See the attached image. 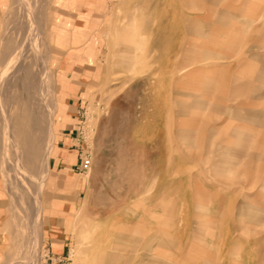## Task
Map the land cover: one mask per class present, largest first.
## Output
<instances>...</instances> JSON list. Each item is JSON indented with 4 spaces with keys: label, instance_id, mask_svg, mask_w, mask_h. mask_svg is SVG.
Segmentation results:
<instances>
[{
    "label": "rangeland",
    "instance_id": "374dc122",
    "mask_svg": "<svg viewBox=\"0 0 264 264\" xmlns=\"http://www.w3.org/2000/svg\"><path fill=\"white\" fill-rule=\"evenodd\" d=\"M0 264H264V0H0Z\"/></svg>",
    "mask_w": 264,
    "mask_h": 264
},
{
    "label": "crops",
    "instance_id": "0c3cea01",
    "mask_svg": "<svg viewBox=\"0 0 264 264\" xmlns=\"http://www.w3.org/2000/svg\"><path fill=\"white\" fill-rule=\"evenodd\" d=\"M58 150L56 152V155L52 158L51 163L53 164V166H56L57 164H62L63 161L68 157L69 150H66L65 148L67 147L64 143V140H61V145L58 146Z\"/></svg>",
    "mask_w": 264,
    "mask_h": 264
},
{
    "label": "built area",
    "instance_id": "2783aa9c",
    "mask_svg": "<svg viewBox=\"0 0 264 264\" xmlns=\"http://www.w3.org/2000/svg\"><path fill=\"white\" fill-rule=\"evenodd\" d=\"M78 170L84 171L88 168L90 157L86 149H81L78 152Z\"/></svg>",
    "mask_w": 264,
    "mask_h": 264
},
{
    "label": "bare ground",
    "instance_id": "6f19581e",
    "mask_svg": "<svg viewBox=\"0 0 264 264\" xmlns=\"http://www.w3.org/2000/svg\"><path fill=\"white\" fill-rule=\"evenodd\" d=\"M156 106V105H155Z\"/></svg>",
    "mask_w": 264,
    "mask_h": 264
}]
</instances>
